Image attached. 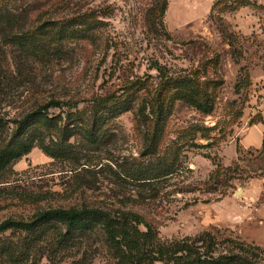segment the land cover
<instances>
[{
  "label": "rangeland",
  "instance_id": "rangeland-1",
  "mask_svg": "<svg viewBox=\"0 0 264 264\" xmlns=\"http://www.w3.org/2000/svg\"><path fill=\"white\" fill-rule=\"evenodd\" d=\"M153 4L0 0V149L10 118L58 101L0 169V220L86 206L113 224L4 230L0 264H264V0Z\"/></svg>",
  "mask_w": 264,
  "mask_h": 264
},
{
  "label": "trees",
  "instance_id": "trees-1",
  "mask_svg": "<svg viewBox=\"0 0 264 264\" xmlns=\"http://www.w3.org/2000/svg\"><path fill=\"white\" fill-rule=\"evenodd\" d=\"M153 8L160 11L163 7L164 0H153ZM41 31L44 29V24L37 26ZM58 101L50 98L45 103L25 112L19 118L12 117L10 121L13 126L10 131V138L15 139L14 144H6L0 149V169L10 160L15 159L26 153L30 145L19 140V136L23 132L25 126L34 119H40L45 123L51 122L55 116H49L46 108L52 105H57ZM196 106L205 109L203 102H196ZM207 111V110H205ZM90 137V132H86ZM262 142V141H261ZM56 220L60 222L66 231L68 230H85L99 223L110 234L113 229V224L105 212L97 207L86 206H53L46 207L34 211L28 218H12L4 217L0 220V232L12 229L20 231H30L40 224ZM187 264H256L251 260H247L244 256L238 253H219L217 255H209L207 257H195L187 260Z\"/></svg>",
  "mask_w": 264,
  "mask_h": 264
},
{
  "label": "crops",
  "instance_id": "crops-1",
  "mask_svg": "<svg viewBox=\"0 0 264 264\" xmlns=\"http://www.w3.org/2000/svg\"><path fill=\"white\" fill-rule=\"evenodd\" d=\"M254 131V133H252V132H250L249 133V135L251 136L249 139H247V141L249 142V143H251L252 141H254V142H252L253 143V146H258V145H260L261 144V141H262V132H261V135L259 136L258 134H257V131H260L259 130V128H257L256 126H255V128L253 129ZM248 136V135H247ZM252 138V139H251Z\"/></svg>",
  "mask_w": 264,
  "mask_h": 264
}]
</instances>
